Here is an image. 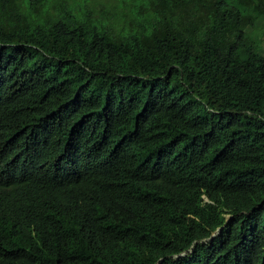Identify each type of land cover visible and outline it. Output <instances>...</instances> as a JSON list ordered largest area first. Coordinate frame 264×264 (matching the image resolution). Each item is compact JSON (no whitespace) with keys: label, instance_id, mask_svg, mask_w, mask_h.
I'll return each mask as SVG.
<instances>
[{"label":"trees","instance_id":"obj_1","mask_svg":"<svg viewBox=\"0 0 264 264\" xmlns=\"http://www.w3.org/2000/svg\"><path fill=\"white\" fill-rule=\"evenodd\" d=\"M0 264H264V0H0Z\"/></svg>","mask_w":264,"mask_h":264}]
</instances>
